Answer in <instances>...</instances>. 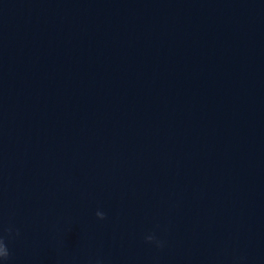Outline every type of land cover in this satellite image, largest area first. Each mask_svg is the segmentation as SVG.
Returning <instances> with one entry per match:
<instances>
[{
    "label": "clouds",
    "instance_id": "1",
    "mask_svg": "<svg viewBox=\"0 0 264 264\" xmlns=\"http://www.w3.org/2000/svg\"><path fill=\"white\" fill-rule=\"evenodd\" d=\"M96 216L103 220L105 219V213L101 212V211H97L96 212ZM7 233H11L12 229L8 228L5 230ZM17 235L19 234L18 230H17ZM145 241L147 243L150 244H155L157 247H163V241L157 239V237L155 236V234H148L144 237ZM9 250H8V246L5 240V237L0 236V260H7L9 258Z\"/></svg>",
    "mask_w": 264,
    "mask_h": 264
}]
</instances>
